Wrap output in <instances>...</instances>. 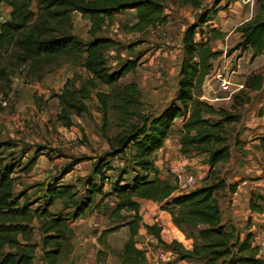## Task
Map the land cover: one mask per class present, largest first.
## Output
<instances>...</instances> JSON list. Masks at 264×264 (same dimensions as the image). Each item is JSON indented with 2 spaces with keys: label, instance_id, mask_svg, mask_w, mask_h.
Wrapping results in <instances>:
<instances>
[{
  "label": "trees",
  "instance_id": "16d2710c",
  "mask_svg": "<svg viewBox=\"0 0 264 264\" xmlns=\"http://www.w3.org/2000/svg\"><path fill=\"white\" fill-rule=\"evenodd\" d=\"M205 1L0 0V9L3 4L11 8L9 18L0 22V94L10 90L12 77L19 70L26 81H39L66 63L81 62L84 72L75 75L77 82L67 80L64 89L57 95L59 110L55 122L71 128L75 116L89 113L86 100L96 97L102 112V135L109 144L108 151L99 156L74 158L64 167L62 176L47 185L44 205L36 208L25 193L15 192L14 166L7 163L0 152V264H34L39 246L34 238L37 227L43 234V258L48 264H59L62 258H66L71 253L73 228L69 217L54 213L51 207L58 199L72 198L76 192L74 185L60 183V179L84 159L92 161V171L85 180V195L74 200L76 209L73 218L78 219L90 206L97 209L104 205L109 195L104 192L105 180L110 178L106 173L114 169L109 159L129 149L139 171L132 180H128L124 178L127 169H122L110 183L109 193L116 197V201L105 215L112 225L98 238L106 244L109 234L122 227L129 228L121 264H151L147 250L138 246L137 236L143 224L140 199L164 201L161 209L171 215L180 229L200 227L198 234L188 235L193 244L192 248H187L177 239L171 242L164 240L163 227L158 223L144 224L147 233L157 239L158 245L172 249L180 259L197 258L205 260L206 264H264V258L259 256V246L253 243L252 233L249 232L241 240L238 229L224 221L216 193L219 188L228 185L224 179L181 193L176 184L163 177L155 165L156 152L175 133V121L179 118L183 121L177 132L180 152L183 155H207L205 162L209 165V175L206 180L217 164L229 159L232 154L226 125L239 121L240 114L196 95V89L211 73L213 61L223 54L222 50H215L211 45L222 37V32L216 27H210L207 35L203 31V26L210 20L209 12L205 9L206 13L203 11L200 14L198 22L185 30L176 96L155 115L145 111L138 83L122 82L125 75L136 70L137 62L128 60L119 68L112 69L107 63L106 50L116 42L111 37L99 35L106 21L120 11L134 9L137 22L132 29L145 31L167 24L169 3L197 9L202 8ZM35 2L37 12L33 9ZM229 4L230 0L223 9ZM221 9H215L213 13ZM75 11L91 23V39L88 42L73 33L72 14ZM236 30L241 35L236 49H252L253 59L264 55V3L257 15L237 26ZM263 85L264 74L261 72L251 73L245 81V88L251 91L260 90ZM213 116L219 118L214 120ZM10 145L0 142V150ZM260 146L264 151V135L260 137ZM35 161L32 159L30 165ZM229 187L235 192L237 184H229ZM98 193L102 197L96 200ZM259 199L264 202V196H259ZM250 208L256 212L263 211V206L254 195L250 198ZM123 211L130 215H125Z\"/></svg>",
  "mask_w": 264,
  "mask_h": 264
},
{
  "label": "rangeland",
  "instance_id": "374dc122",
  "mask_svg": "<svg viewBox=\"0 0 264 264\" xmlns=\"http://www.w3.org/2000/svg\"><path fill=\"white\" fill-rule=\"evenodd\" d=\"M227 3L229 0H206L203 7L197 9L190 5L179 7L169 3L166 9L167 24L145 31L132 29L137 22L134 9L117 12L112 19L106 21L99 35L111 37L116 42L106 50L107 63L112 69H117L128 60L137 62L136 70L125 75L122 82L136 81L138 83L147 113L152 115L160 113L167 102L175 98L183 59L184 32L189 26L198 22L200 14L205 9L209 12L210 20L203 26V31L207 35L210 27H216L222 32V37L213 41L211 45L215 50H222L223 54L213 61L212 71L203 85L196 89V95L201 98L207 94L209 100L201 99L209 102L224 101L225 96L229 95L230 89H220L213 75L219 67L224 66L226 60L230 59L228 56L233 54L229 62L231 63L243 52L242 48L234 52L241 41L240 34L236 30L237 25L257 15L256 7H261L264 0H256L254 4L245 3L243 0H230L229 6L223 9ZM219 8L222 9L214 14L213 11ZM33 9L38 11L36 2L33 4ZM10 10L7 4L2 5L0 22L9 18ZM72 20L73 33L82 41L88 42L91 39L90 21L78 11L72 14ZM224 27L227 31L221 30ZM81 64V62L66 63L39 81H26L19 70L12 77L10 90L0 94V142L11 144V147L3 148L0 152L6 157L7 163L14 166L15 192L25 193L33 204V208L44 205L47 185L60 178L64 167L72 163L74 158L99 156L109 149V144L102 135V112L96 97L86 100L90 108L89 113L75 116L74 125L71 128L55 122L59 110L57 95L62 92L67 80L77 82L75 75L84 72ZM259 70L264 74V66ZM231 98L232 103L226 109L241 116L239 121L226 125L232 154L229 159L217 164L208 180L206 177L209 175V169L206 175L204 171L197 172L196 169L195 171L200 179L201 176H205L201 179V184H215L219 180L223 181L222 179L225 182L236 180L229 184L236 183L237 191V182H245L244 190L254 195L255 200L260 202L264 209V202L259 199V196H264V151L260 146V137L264 135V105H260L264 102V89L256 92L244 88L232 94ZM212 118L217 120L219 117L213 116ZM180 124L179 121H175V133L170 142L172 150L170 155H160L158 151L156 152L155 165L162 176L167 177L172 183L174 179L171 165L174 161L181 160L183 155L180 152V144L178 145L177 132L181 128ZM199 155L203 158L199 162H205L207 158L205 154L186 156ZM32 159L36 161L31 166ZM109 161L114 169L106 173L110 178L105 180L104 192L109 195L106 196L104 205L97 208L98 210L93 205L90 206L78 219L73 218L76 209L74 200L85 195V180L92 171V161L84 159L60 179V183L74 185L76 195L72 198L58 199L51 207L54 213L69 217L73 228L71 253L66 258H62L59 264H121V253L124 243L129 238V228L122 227L119 231L109 234L105 239L106 244L100 242L98 238L106 228L112 225L107 214L114 207L116 197L109 193L110 183L117 178L122 169H127L124 178L128 180H132L139 169L135 167L131 159L130 149L117 157L110 158ZM96 181L99 182V180ZM219 189L216 192L217 195L222 190L221 194L224 196V186ZM229 190L232 192L230 187ZM101 197L98 193L96 200ZM158 203L161 209L164 201ZM123 213L130 215L127 211ZM259 220L258 216L256 219L248 217L247 222L252 226L253 223L261 224ZM162 221L164 220L159 211L150 213V210L144 208L142 229H145L144 224L146 223H158L165 229V233L162 230L163 239H167L166 236L168 238L178 237L181 240L191 239L190 244L193 239L188 235L198 234L200 229V227L188 226L180 229L172 221L176 227L173 228L168 225L169 222L164 226ZM224 221L227 225L231 224L227 218H224ZM36 229L38 240L35 235L34 238L39 246L34 264H48L43 258V234L38 227ZM137 240L140 248L145 249L148 245H154L173 251L158 245L157 239L152 235H146L145 232L139 233Z\"/></svg>",
  "mask_w": 264,
  "mask_h": 264
},
{
  "label": "crops",
  "instance_id": "0c3cea01",
  "mask_svg": "<svg viewBox=\"0 0 264 264\" xmlns=\"http://www.w3.org/2000/svg\"><path fill=\"white\" fill-rule=\"evenodd\" d=\"M256 10L259 13L261 11V7L260 6L256 7ZM221 30L227 31L225 27L222 28ZM237 50L238 49H235L234 52H237ZM232 55L228 56V57L231 59V58H233ZM252 56H253V50L250 48L246 49L241 54H239V56H237L235 61L239 62L240 67L237 70V72L232 75V82L234 83V85L245 83L247 77L251 73L259 72L260 71L259 69L262 66H264V55H259L254 59ZM230 59L225 61V63L223 64L224 66L222 68L221 67H219V68L225 69L229 64ZM213 79H215V78H213ZM234 89H235V86L231 87V90L233 93L229 92V95L225 96L224 101L210 102V103H212L214 105H218V106H223L225 108L230 107V105L232 103L231 102L232 101V98H231L232 95L231 94H234L235 92H237ZM262 89H264V85H263ZM262 89H260V90H262ZM255 91L257 92L259 90H255ZM208 97L209 96H207V94H206L205 96H203L201 98H206L209 100L210 98H208ZM260 105H264V102H262V104H260ZM176 121H179V124H180L182 122V119L179 118ZM180 126H181V124H180ZM172 136H174V135H171L169 138H167L164 146L158 150L160 155L165 154L166 156H168L172 152V150L170 148L171 147L170 142L172 140ZM175 136H177V135H175ZM178 145H179V143H178ZM180 159L181 160H178V161H183V162L191 165L193 168H195L197 170V172L204 171L205 172L204 175H206V173L209 169L208 163L199 162V160L203 159L200 157V155L199 156L182 155V157ZM178 161H174V162H178ZM156 168L159 170V168L157 166H156ZM204 175H203V177L201 176V179L205 177ZM234 181H236V180H227L226 181L228 185H226L224 187L225 195L223 196L221 194L222 190H220L221 189L220 188L218 198H219V203H220L224 218H227V220H230V223L238 229V231L240 233V239L244 240L247 237L248 233L251 231V227H252V226L248 225V222H247L248 217H254L256 219V217L258 216V217H260V220H259V221H261L260 223H264V211L256 212V211L251 210V208H250L251 195H250L248 190H244V188H243V186L245 185L244 184L245 182H243V183L240 181L237 182L238 183L237 191L231 192L229 190L228 186H229V183H233ZM204 185L205 184H201V186H204ZM261 196H263V195H261ZM140 203H141L142 214H144V208H146L147 210H150V213L159 211L161 213L162 220H164V221H162L164 226H166L167 225L166 223L169 222L168 225L172 226L173 228L175 227V225L172 222L170 214L167 213V211L159 209L160 204L158 202L151 201L148 199H140ZM149 224H152V223H149ZM144 228L145 229L143 230L141 227L139 233L143 234L145 232L147 235L148 233H147V229H146L145 225H144ZM164 231H165V229H163V233H165ZM35 237L38 240L37 229H36ZM166 237H167V239H165V238L164 239L168 242H171L173 239H177L180 242H182L187 248H192L193 242H190V244H189V241H191V239L184 240V238H183V240H181V239H178L177 237H171V238H168V236H166ZM145 249L147 250L146 255H147V258L151 264H206L205 260L197 259V258L180 259L178 257L177 253H175L174 251H171L169 249H165L163 247H155L154 245H152V246L148 245ZM259 256L264 258V253H260Z\"/></svg>",
  "mask_w": 264,
  "mask_h": 264
},
{
  "label": "built area",
  "instance_id": "2783aa9c",
  "mask_svg": "<svg viewBox=\"0 0 264 264\" xmlns=\"http://www.w3.org/2000/svg\"><path fill=\"white\" fill-rule=\"evenodd\" d=\"M243 2L254 4L256 0H243ZM239 67V62L233 61L229 63L225 69L219 68L215 71L213 76L217 80L220 89H230L229 92L233 93L231 90V87L233 86H235L234 90L236 91H240L245 88V83L234 85L232 82V75L237 72ZM171 173L178 192H189L201 186V179L195 171V168L183 161L174 162L171 165ZM250 232L253 235V243L259 246L260 253H264V223H254Z\"/></svg>",
  "mask_w": 264,
  "mask_h": 264
}]
</instances>
